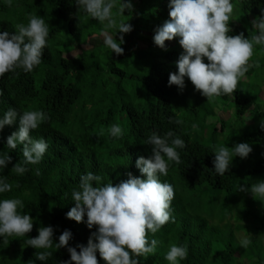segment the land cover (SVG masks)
Returning a JSON list of instances; mask_svg holds the SVG:
<instances>
[{
    "label": "trees",
    "instance_id": "obj_1",
    "mask_svg": "<svg viewBox=\"0 0 264 264\" xmlns=\"http://www.w3.org/2000/svg\"><path fill=\"white\" fill-rule=\"evenodd\" d=\"M169 2L131 0V14L125 10V16H117L118 22L128 20L132 26L131 32L123 34L124 52L117 56L104 45V26L78 8L76 0H11V6L8 0H0V32L15 34L17 24H28L30 13L44 18L50 27L41 64L30 73L16 69L0 77V118L10 107L21 114L36 110L48 116L31 132L33 139L42 138L48 144L42 160L35 165L24 163L21 145L12 150L6 144L7 137L18 130V120L0 131V154L12 157L0 175L13 185L10 192L0 193V200L20 199L24 207L18 212L28 214L33 221V229L25 237H0V264H59L70 260L67 248H55L60 234L69 230L72 239L68 246L76 247L87 246L96 231V226L87 227L86 215L81 223L66 218L75 206L72 193L80 190V177L88 172L100 175L101 185L125 181L128 173L145 178L136 167L139 157L151 155V146L145 141L154 131L164 136L170 130L186 144L184 149H177L182 163L169 162L168 175L159 176L161 182L174 188V219L155 234L149 233V241L157 239L160 243L154 255L139 258L140 264H169L165 256L173 244L187 248V258L180 264H264V201L253 198L250 192L237 191L238 185L248 187L264 180L261 123L240 140L248 143L260 159L242 165L239 173L233 163L238 156L233 157L223 176L214 171L213 164L214 150L232 142L227 121L215 118L217 105L232 103L238 121L246 113L257 125L259 119L264 121V111L257 103L259 89H251L255 81L258 87H264V46L255 45L252 62L259 61L260 66L249 68L245 77L250 80L242 78L233 96L214 97L208 104L196 97L200 92L187 77L182 91L169 86V73L177 71L176 62L184 51L180 37L165 41L164 49L153 41L155 29L170 19ZM232 3L235 11L229 35L243 33L250 38L256 32L252 20L264 15V0ZM108 31L115 34L114 29ZM120 35L117 32L114 38L119 41ZM138 42H144L145 47H139ZM83 45L89 47L83 49ZM76 50L80 51L78 55L69 56ZM204 62H208L206 58ZM113 125L121 126V138L109 134ZM218 136L223 137L222 144L212 143ZM250 156L245 159L250 161ZM15 163L28 171L17 175L12 171ZM206 194H212V199L204 200ZM231 207L229 214L226 209ZM46 226L54 230L53 247L28 246L27 239L37 237L38 229ZM239 232L243 237H238ZM245 237L251 240L247 248L240 246ZM44 251L53 256L39 261L36 254ZM96 256L99 264H105L98 251Z\"/></svg>",
    "mask_w": 264,
    "mask_h": 264
},
{
    "label": "clouds",
    "instance_id": "obj_2",
    "mask_svg": "<svg viewBox=\"0 0 264 264\" xmlns=\"http://www.w3.org/2000/svg\"><path fill=\"white\" fill-rule=\"evenodd\" d=\"M8 3L11 6V0ZM76 6L104 26V45L117 56L122 55L123 34L131 32L132 26L128 20L118 22L117 16H125V10L131 14V0H76ZM168 6L170 19L155 29L154 44L164 49L165 41L180 37L179 44L184 50L176 62L177 71L169 73L168 85H175L182 91L184 78L187 77L195 90L207 100L233 96L249 68L260 66L259 61L252 62V58L255 45L264 46V15L251 22L256 32L250 38H245L243 33L229 35L232 31L229 25L235 11L232 0H170ZM113 9H116L115 13ZM28 21L27 25L17 24L15 34L0 32V77L16 69L30 73L41 64L50 27L44 18L36 14L30 13ZM109 29L121 34L119 41L114 38L115 34H109ZM205 58L207 63L204 62ZM47 119L48 116L42 111H25L21 114L11 107L0 118V131L6 125L11 126L19 121L18 130L7 137L6 144L12 150L18 145L22 146L25 164H38L47 151L48 144L44 139L31 137V132ZM175 123L182 121L176 120ZM193 128H196L195 124ZM261 128L264 129V121ZM109 134L121 138L124 132L120 125H113ZM145 144L151 146V155L148 158L141 156L136 161V167L145 178L133 177L128 173L125 181L101 185L100 175L88 172L80 177V190L72 193L75 206L66 213V218L81 223L86 215L87 227L92 229L96 226V231L91 234L87 246L78 244L69 247L72 233L64 230L55 248H67L70 260L59 264H99L97 251L105 264H140V257L146 259L155 254L160 242L157 239L149 241V233L155 234L174 219L171 214L174 188L167 182H161L159 176L168 175L169 162L176 165L182 163L177 149H184L186 144L171 130L164 136L154 131ZM251 152L252 147L248 143H238L231 148L219 146L214 150V171L223 176L229 171L233 157L244 159ZM11 161L8 153L0 154V172ZM12 171L23 175L28 169L15 163ZM93 182L96 186H93ZM12 187L7 178L0 175V193L10 192ZM237 191L250 192L253 198L264 201V180H258L248 187L238 185ZM23 207V202L18 198L0 200V237L22 238L32 231V218L18 212V208ZM53 232L51 226L40 227L38 236L27 239L26 243L35 249L52 248ZM8 242L5 239V243ZM250 243L248 237L240 240V246L244 248ZM187 254L185 246L173 244L165 259L169 264H180ZM52 256L50 251L36 254L39 261H46Z\"/></svg>",
    "mask_w": 264,
    "mask_h": 264
},
{
    "label": "rangeland",
    "instance_id": "obj_3",
    "mask_svg": "<svg viewBox=\"0 0 264 264\" xmlns=\"http://www.w3.org/2000/svg\"><path fill=\"white\" fill-rule=\"evenodd\" d=\"M152 2L156 1L157 0H151ZM253 21V20H252ZM143 35H146L145 32H142ZM103 36V35H102ZM138 45L139 47L141 48H144L145 47V43L144 42H138ZM89 46L87 45H83L82 48L83 49H87ZM80 53L79 50H76L72 53L69 54V56H75V55H78ZM253 78V77H252ZM251 78V79H252ZM245 80L248 82V80H250L249 78H246L245 77ZM257 82L255 81L253 87L251 89H254V88H258V93H259V101H257V103H259V109L261 111H264V87H258L257 86ZM199 97L200 99L204 100V101H207V103L209 104L211 100H207V97L205 96H201V93H197L196 94V97ZM226 107H230L229 109H224ZM215 111H216V115H215V118H217V116H219L220 118H223L224 120L227 121L228 123V126L230 128L229 130V139H231V143H229L228 147L231 148L233 147L234 145L238 144V143H242V141H240L243 137L244 134H249L251 132L254 131V126L258 127L259 124L261 123V120L259 119L258 121V125L255 123L256 121H253V119L251 117H249V113H246V116L241 118L239 121L235 118L234 116V107L232 106V103L229 104V106H221V105H217L216 108H215ZM220 126V124H218V127ZM253 126V127H252ZM207 138V136H206ZM222 141H223V137L222 136H218V138H215L213 137L212 138V143L214 144H222ZM227 143L229 142V140L227 139L226 141ZM251 154V159L249 161V159H241L240 157H237L238 159H235L233 161L234 163V167L236 168V170L240 173V168L242 165H247L249 166V164L254 160V161H257L259 158L257 152H255L254 150H252V152L250 153ZM254 155V156H252ZM261 157V156H260ZM249 162V163H248ZM258 180L254 181L253 183H256ZM213 197L212 194H206V195H203L202 198L204 200H211ZM220 199L221 200L223 198V195L221 194L220 196ZM218 200V201H219ZM216 201V205H219V202ZM221 209V208H220ZM226 211L229 212V214L232 212V207L231 208H227ZM238 237L241 238L243 237V233L242 232H239L238 233Z\"/></svg>",
    "mask_w": 264,
    "mask_h": 264
}]
</instances>
